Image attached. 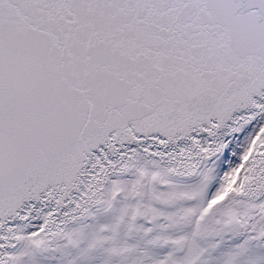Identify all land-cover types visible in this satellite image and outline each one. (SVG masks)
Masks as SVG:
<instances>
[{"label":"snow or ice","instance_id":"6c2138e0","mask_svg":"<svg viewBox=\"0 0 264 264\" xmlns=\"http://www.w3.org/2000/svg\"><path fill=\"white\" fill-rule=\"evenodd\" d=\"M0 264H264V0H0Z\"/></svg>","mask_w":264,"mask_h":264}]
</instances>
